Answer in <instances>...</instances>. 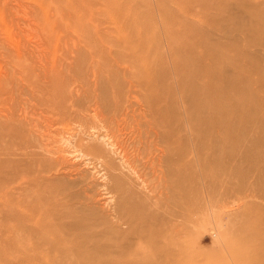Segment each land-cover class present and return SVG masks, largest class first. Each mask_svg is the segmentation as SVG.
<instances>
[{
  "label": "rangeland",
  "instance_id": "obj_1",
  "mask_svg": "<svg viewBox=\"0 0 264 264\" xmlns=\"http://www.w3.org/2000/svg\"><path fill=\"white\" fill-rule=\"evenodd\" d=\"M259 14L264 0H0V264H85L78 234L120 241L125 254L107 242L112 259L95 264H144L132 253L150 255L141 213L133 226L117 217L89 147L116 158L93 137L95 106L145 102L171 119L167 169H179L177 141L186 148L184 197L161 186L160 213L184 241L183 260L174 248L165 261L250 264L264 245Z\"/></svg>",
  "mask_w": 264,
  "mask_h": 264
},
{
  "label": "bare ground",
  "instance_id": "obj_2",
  "mask_svg": "<svg viewBox=\"0 0 264 264\" xmlns=\"http://www.w3.org/2000/svg\"><path fill=\"white\" fill-rule=\"evenodd\" d=\"M259 16V24L264 27L263 17L260 14ZM212 54L218 55L215 50ZM201 70L203 71V68ZM208 72L211 76L210 79H213L217 70L213 68ZM208 90L215 93L216 86L209 84ZM145 104L147 108L138 109V111L135 109L123 111L121 107H115L110 114H107L104 110L102 111L98 105L95 106L93 115L96 119L98 118L99 125L93 126L95 129L93 137L102 144L103 138H106L112 148V153L116 155L117 161L115 157L111 156L110 149L100 146L89 148L98 154L101 176L108 182L106 185L108 189L106 199L108 201L115 200L114 211L119 215L117 217H121L123 223L133 226L135 213L136 215L138 213L136 211L141 213L140 216H137L142 217L141 222L144 223L143 228H145L148 235L145 242L146 246L143 249L146 248L145 251L149 252L150 255L140 252L139 249L132 251L133 255L145 258L144 264H169V259L165 261V258H168V254H175L172 252L175 248L179 251V256H176V261L179 263L183 260L184 241L180 239L182 229L177 228L173 223L167 222V216L160 213L159 209L160 202L164 200L161 186L165 184L167 178L173 180L180 188V198L178 200L184 197V170L187 168V162L184 160L186 148L182 140L177 141V145L181 148V153L177 157L179 169H167L166 165L171 160V155L166 154V149L169 147L167 148L164 143L169 140V132L165 129V125L171 119L168 114L156 111L155 102L151 105L146 102ZM213 114L208 115L211 121L216 117ZM89 132L91 133V131ZM123 134L127 136L124 137ZM157 150L162 153L154 157ZM146 169L151 171L153 177L149 185L146 183ZM177 204H180V202ZM122 206L127 207L126 210H123ZM156 241L160 244L157 245ZM107 242V239L98 238L94 240L90 236L78 234L77 237L75 236L72 239V247L82 254L85 264H95L92 258L93 255L99 260L112 259L113 255L103 248ZM108 243L111 244L113 249H116L115 252H119L118 254L123 253V250L119 249L120 241L111 239ZM88 247L94 248L97 252L95 254L88 252ZM157 252L166 257L158 262L150 261L149 256H151V253ZM263 254L264 245L261 244L256 252L252 254L250 264H263Z\"/></svg>",
  "mask_w": 264,
  "mask_h": 264
}]
</instances>
